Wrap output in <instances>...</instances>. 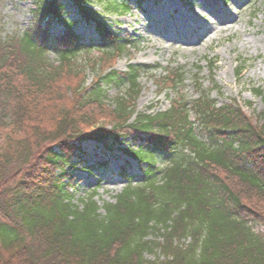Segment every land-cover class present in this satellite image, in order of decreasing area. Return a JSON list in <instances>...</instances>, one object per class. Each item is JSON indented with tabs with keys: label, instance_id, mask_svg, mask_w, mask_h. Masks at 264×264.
<instances>
[{
	"label": "trees",
	"instance_id": "16d2710c",
	"mask_svg": "<svg viewBox=\"0 0 264 264\" xmlns=\"http://www.w3.org/2000/svg\"><path fill=\"white\" fill-rule=\"evenodd\" d=\"M31 4L27 26L0 37V264H264V112L246 114L234 98L218 104L209 59V87L195 77L191 100L179 93L183 67L168 66L155 82L178 94L138 110L139 76L159 66L113 68L132 45L103 18L127 14L129 0ZM79 20L99 44L73 30ZM53 21L63 26L55 36ZM85 141L117 145L139 180L122 167L113 201L99 205L94 189L74 199L70 174Z\"/></svg>",
	"mask_w": 264,
	"mask_h": 264
},
{
	"label": "rangeland",
	"instance_id": "374dc122",
	"mask_svg": "<svg viewBox=\"0 0 264 264\" xmlns=\"http://www.w3.org/2000/svg\"><path fill=\"white\" fill-rule=\"evenodd\" d=\"M129 5L131 10L127 14H106L103 18L110 29L126 36L132 45L129 53L114 60L113 68L125 70L129 63L159 66L144 70L139 76L138 110L148 106L151 110L163 109L178 94L175 90L159 91L155 82L168 66L183 67L185 80L179 93L191 100L197 94L195 77L202 81L203 87H209L206 65L209 59L215 61L213 79L220 88L218 93L210 91V95L218 104L234 98L246 114L264 112V0H129ZM31 6V0H0V37L22 31L29 22ZM67 10L69 19L78 18L76 9L69 6ZM62 30V24L53 21L51 34L55 36ZM73 30L85 42L100 43L91 23L79 20ZM96 55L93 50L80 53L77 61L84 64ZM48 57L56 56L50 51ZM238 57L245 58L239 75ZM85 75L86 85L93 75L89 69H85ZM253 88H259L261 94H253ZM114 92L111 88L107 93L113 96ZM248 101L250 107L244 103ZM80 150L70 174L74 199L85 197L94 189L99 205L113 201L126 183L122 167L132 182L139 180L137 163L122 155L117 145L106 149L102 144L85 141ZM165 161L164 156L157 154L158 165Z\"/></svg>",
	"mask_w": 264,
	"mask_h": 264
}]
</instances>
